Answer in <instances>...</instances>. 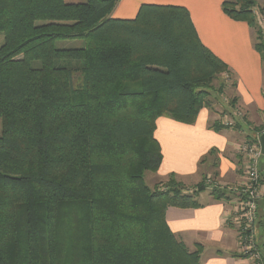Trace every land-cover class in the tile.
Segmentation results:
<instances>
[{
	"label": "trees",
	"instance_id": "1",
	"mask_svg": "<svg viewBox=\"0 0 264 264\" xmlns=\"http://www.w3.org/2000/svg\"><path fill=\"white\" fill-rule=\"evenodd\" d=\"M119 1L0 0V264H21L22 237L28 264H201L200 245L191 251L166 220L169 206H201L197 193L174 174L152 189L145 173L163 159L157 119L192 124L216 111L224 84L214 81L228 66L187 8L144 4L114 18ZM259 8L223 2L263 41Z\"/></svg>",
	"mask_w": 264,
	"mask_h": 264
},
{
	"label": "crops",
	"instance_id": "2",
	"mask_svg": "<svg viewBox=\"0 0 264 264\" xmlns=\"http://www.w3.org/2000/svg\"><path fill=\"white\" fill-rule=\"evenodd\" d=\"M224 1L120 0L112 12L114 18L132 19L144 4L183 6L202 43L228 66L220 78L222 98L219 95L220 101L213 104L216 111L202 108L192 124L169 116L156 121L155 137L163 154L156 175L165 181L174 174L189 193L209 173L212 184H220L231 195L230 188L245 180L239 146L264 134V59L257 48V34L247 21L231 18L223 9ZM259 7L264 17V1ZM237 111L244 117H236ZM225 116H234L237 125L214 129L212 124ZM260 169L264 186V157ZM211 190L207 187L198 196L201 206H169L167 224L191 251L200 245L201 264H252L241 255L238 233L230 222L232 200L216 199ZM255 233L258 246L264 248V197L259 201Z\"/></svg>",
	"mask_w": 264,
	"mask_h": 264
},
{
	"label": "built area",
	"instance_id": "3",
	"mask_svg": "<svg viewBox=\"0 0 264 264\" xmlns=\"http://www.w3.org/2000/svg\"><path fill=\"white\" fill-rule=\"evenodd\" d=\"M257 13L258 11L256 15ZM235 116L243 117V112L237 111ZM234 121V116H225L221 119V123L226 126H231ZM260 136L261 132L256 140H249L239 146L244 159L245 180L230 188L233 196L230 222L237 230L241 255L251 260L252 264H264L263 252L257 244L255 233L259 201L264 197L260 175L261 159L264 155Z\"/></svg>",
	"mask_w": 264,
	"mask_h": 264
},
{
	"label": "rangeland",
	"instance_id": "4",
	"mask_svg": "<svg viewBox=\"0 0 264 264\" xmlns=\"http://www.w3.org/2000/svg\"><path fill=\"white\" fill-rule=\"evenodd\" d=\"M67 1H69V2H77V1H80V0H67ZM262 1H264V0H258V2L259 3H262ZM256 20H257V24H258V26H259V28H260V30H261V32H262V34L264 35V18H263V13L262 12H260V9H258V13H257V15H256ZM263 41H264V38H263ZM263 41H260V40H257V42L259 43V42H262V43H264ZM80 43H82L80 40H66V41H62V42H59V45L60 46H66V47H74V46H77V45H79ZM71 63H73L72 61H70V60H57L56 61V65L57 66H64V67H69L70 65H71ZM79 80H80V77H79V72H77V74L75 75V83L77 84L78 82H79ZM222 79H216L215 81H214V86H217V87H219L220 86V84H222ZM224 82V81H223ZM221 94V93H220ZM222 95H220V97H221ZM222 98V97H221ZM242 111V110H241ZM235 120V119H234ZM236 124V123H235ZM1 133H2V119L0 118V135H1ZM264 157V156H263ZM263 157H262V159H263ZM209 169H211V172L212 171H214V168H211V167H209ZM156 173L157 172H146L145 173V181L147 182V184H148V186L150 187V188H152V189H154L157 185L160 187V189H161V185H159V181L160 180H162L161 182H163L164 181V179L162 178V179H160V178H158L157 177V175H156ZM207 175H209V173H207V174H205V179L203 178V180H202V182L201 183H203L204 185V188L206 187H212V188H214L215 187V184H213L212 185V182H213V179L210 177L209 178V176H207ZM262 177H264V172L262 173ZM169 178V177H168ZM167 178V179H168ZM167 179H165V180H167ZM201 183H198V184H194L193 186H192V188H191V190H193V192L194 193H197L196 195V198H198V196L200 195V193L201 192H203L202 190H200V184ZM162 184V183H161ZM219 185V187L221 188V189H225V188H223L220 184H218ZM225 191H227L226 189H225ZM23 234H21V236H22ZM24 239H23V237L21 238V240H20V259H21V264H28V243H26L25 241H23ZM26 244H27V246H26Z\"/></svg>",
	"mask_w": 264,
	"mask_h": 264
},
{
	"label": "water",
	"instance_id": "5",
	"mask_svg": "<svg viewBox=\"0 0 264 264\" xmlns=\"http://www.w3.org/2000/svg\"><path fill=\"white\" fill-rule=\"evenodd\" d=\"M261 150L264 155V134L260 136Z\"/></svg>",
	"mask_w": 264,
	"mask_h": 264
}]
</instances>
